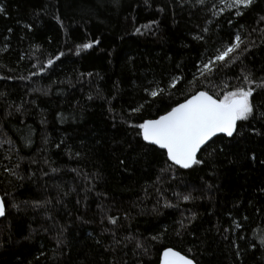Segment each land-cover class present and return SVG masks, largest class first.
Segmentation results:
<instances>
[{"label":"trees","instance_id":"trees-1","mask_svg":"<svg viewBox=\"0 0 264 264\" xmlns=\"http://www.w3.org/2000/svg\"><path fill=\"white\" fill-rule=\"evenodd\" d=\"M0 9V77H14L0 79V141L12 142L0 143V264H158L165 247L197 264H264V122H238L234 138H214L215 157L205 149L198 158L206 163L166 173L162 150L145 146L122 122L144 99L150 103L131 122L183 100L197 62L238 32L249 45L243 64L215 73L212 90L235 84L241 67L264 79V0L240 16L235 9L213 16L194 0L182 7L178 0H0ZM91 40L99 42L77 54L76 45ZM61 51L52 67L29 75ZM174 75L185 79L171 99L146 96L149 81L166 85ZM253 102L264 104V91ZM17 163L15 174L4 171ZM35 201L49 203L35 208ZM191 213L196 218L177 237L175 222ZM232 221L241 228L233 230ZM105 229L146 239L147 253L134 254V244L113 251Z\"/></svg>","mask_w":264,"mask_h":264},{"label":"snow or ice","instance_id":"snow-or-ice-1","mask_svg":"<svg viewBox=\"0 0 264 264\" xmlns=\"http://www.w3.org/2000/svg\"><path fill=\"white\" fill-rule=\"evenodd\" d=\"M118 2V0H117ZM189 0H178L179 5L182 7L188 3ZM146 5L149 4V0H144ZM254 3V0H217V3L212 4L211 8L206 7V0H194V5L200 6L206 11H210L213 16L221 13L225 10L235 9V15H243V10L250 8ZM163 11V9H159ZM2 11V9H0ZM59 21V17H56ZM260 21L264 22V16H260ZM150 24L156 23V21H150ZM231 24L232 21L229 20ZM146 27V26H145ZM207 29H205L206 31ZM256 29L253 28V31ZM11 31V29H9ZM140 28H135L136 33H140ZM264 32V29H261ZM194 39H202L200 36L194 37ZM247 37L242 36L241 33H237L234 37L224 43L220 48L215 50V53L206 60L197 62L194 66L195 71L192 73L191 80H188L189 93L184 96L183 100L177 101L171 105L165 106V109L161 114L154 116L153 118L145 119L140 117V122H131V117L137 116L144 111L145 105L149 104L148 99H144L143 103L138 104L135 107H129L128 116L122 120L123 123H128L129 127L134 130V135L142 140L145 146H155V149L162 150L161 155L165 158V166L160 170L161 173H166L176 168L179 169H192L193 166L202 165L206 163V160L198 158L200 153L205 149H211L208 152V157H215L217 155L216 148L212 147L215 144L214 138L227 137L234 138V135L238 133L240 125L238 122H247L251 125L253 120L264 122V104H255L253 102V94L258 93V90L264 91V79L257 80L253 77L250 71L245 70L243 67L240 69V73L237 75L233 73L236 80L235 84H228L224 82V87L213 91L216 86L212 83V78L215 73L221 72L223 69H234L237 64H243L241 57L248 51L249 45L245 43ZM98 40H91L86 43L77 44L76 52L79 54L81 50L90 49L93 44L98 43ZM65 53L63 51L48 58L46 63L40 64L38 71L31 72L30 76H37L44 73L54 63L60 60ZM23 59V56L21 57ZM2 67V65H0ZM87 75L91 76V73ZM29 77H20V79H28ZM0 79H14V77H0ZM182 75H174L170 78L166 85H162L161 82L155 80L149 81L143 88L147 97L159 98L167 96L171 99L172 91L176 89L177 85L184 80ZM207 81V83H205ZM55 83V81H53ZM198 84L200 87H198ZM47 94V93H45ZM5 93L0 92V97H4ZM103 98V97H101ZM88 99H93V96L89 95ZM111 99H114L112 97ZM111 99L107 102L111 104ZM24 103L15 105V111L22 112ZM13 107V105H9ZM110 112H113L112 107L109 108ZM159 111V110H158ZM12 113L5 112V116H10ZM59 115V114H58ZM2 126V123H0ZM253 132L256 129L252 128ZM3 135V133H0ZM9 143L11 141H0V143ZM31 141L29 140V143ZM79 156V153H77ZM35 163V161H33ZM48 163L47 160L44 161ZM121 165H126L124 160L120 161ZM19 168L17 163L13 169L5 168L4 171H11L15 174V169ZM56 172L58 169H51ZM87 179V176H85ZM159 180L160 177H157ZM90 190V189H89ZM159 192V189L157 190ZM264 191V189H262ZM177 198H182L183 201H189L194 199L191 194L175 193ZM48 201H35L33 207L40 208ZM165 202V207H176ZM12 207H16L15 204ZM99 207V205H98ZM257 213H261L262 209L257 208ZM5 203L0 200V216H4ZM196 218L195 213H191L190 217H181L180 220L175 222V235L181 237L187 230V224H190L193 219ZM108 222L112 225L118 224V217L108 216ZM248 217H245L247 220ZM186 221V222H185ZM234 229L241 228V224L236 221H232ZM167 231V229H165ZM228 229H225L227 232ZM105 232H111L112 234V249L115 251L117 248H126L128 244H134L133 252L136 250H143L147 253V240L139 236H134L129 233L121 238L116 237V233L111 229H105ZM158 235L152 236L150 239L152 242L157 241ZM244 239V237H239ZM227 239V237H225ZM62 243L59 239L56 240L57 246ZM233 243H235L233 241ZM259 243L264 246V230L261 231L259 236ZM254 246V245H252ZM107 250V249H106ZM191 251V249H189ZM239 255V253L237 254ZM159 264H197L193 258H189L187 254H182L181 251L176 250L174 247H165L160 253Z\"/></svg>","mask_w":264,"mask_h":264},{"label":"water","instance_id":"water-1","mask_svg":"<svg viewBox=\"0 0 264 264\" xmlns=\"http://www.w3.org/2000/svg\"><path fill=\"white\" fill-rule=\"evenodd\" d=\"M0 200H3L2 197H1V195H0ZM2 217H3V216H0V218H2ZM162 251H163V250H162ZM162 251H161V252H162ZM182 254H183V253H182ZM189 258H190V257H189ZM159 259H160V256H159ZM158 264H159V262H158Z\"/></svg>","mask_w":264,"mask_h":264}]
</instances>
